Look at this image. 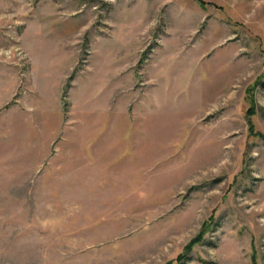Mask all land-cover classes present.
<instances>
[{"label": "rangeland", "instance_id": "1", "mask_svg": "<svg viewBox=\"0 0 264 264\" xmlns=\"http://www.w3.org/2000/svg\"><path fill=\"white\" fill-rule=\"evenodd\" d=\"M203 1L0 0V264H264V0Z\"/></svg>", "mask_w": 264, "mask_h": 264}, {"label": "trees", "instance_id": "2", "mask_svg": "<svg viewBox=\"0 0 264 264\" xmlns=\"http://www.w3.org/2000/svg\"><path fill=\"white\" fill-rule=\"evenodd\" d=\"M194 1H196L199 4V6H201L202 8H205L208 5L203 0H194ZM246 97H247V99H248V101L250 103V108L246 112L247 121H248V124L250 126V130H249L250 131V135L253 136V137H258L264 142V136L262 134H260L259 132H255L254 131V127H252V124L250 123V120H249V117L251 115H253V112H254V99H253V95H252V90L249 89L247 91ZM206 226H207V223H205L203 225V227L201 229V232L194 239H192L188 243V245L186 246L185 251H184L185 255H182V254L179 255V257L177 258L176 261L181 262L183 259H185L186 254H188L192 250L194 245H196V244H198V243H200L202 241L203 233L208 229V228H206Z\"/></svg>", "mask_w": 264, "mask_h": 264}]
</instances>
